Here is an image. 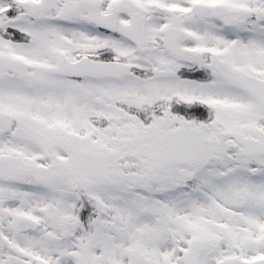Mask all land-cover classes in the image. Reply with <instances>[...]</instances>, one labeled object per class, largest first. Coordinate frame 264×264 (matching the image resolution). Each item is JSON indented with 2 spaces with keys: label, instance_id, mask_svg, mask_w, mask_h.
<instances>
[{
  "label": "snow or ice",
  "instance_id": "obj_1",
  "mask_svg": "<svg viewBox=\"0 0 264 264\" xmlns=\"http://www.w3.org/2000/svg\"><path fill=\"white\" fill-rule=\"evenodd\" d=\"M0 264H264V0H0Z\"/></svg>",
  "mask_w": 264,
  "mask_h": 264
}]
</instances>
